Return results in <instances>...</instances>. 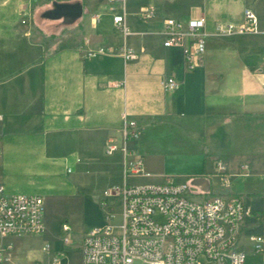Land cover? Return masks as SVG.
I'll use <instances>...</instances> for the list:
<instances>
[{
    "label": "crops",
    "instance_id": "0c3cea01",
    "mask_svg": "<svg viewBox=\"0 0 264 264\" xmlns=\"http://www.w3.org/2000/svg\"><path fill=\"white\" fill-rule=\"evenodd\" d=\"M50 2L0 0V184L6 193L26 195V177L36 173L69 171L74 182L83 172L119 174L122 154L108 156L106 148L122 143L126 115L139 133L162 129L173 149L194 154L191 163L205 171L183 182L194 198L244 199L251 215L237 249L263 263L251 237L264 233V0H126L133 32L126 40L113 23L121 11L105 0L65 1L59 3L84 6L76 28L50 38L22 34V14L43 15L57 1ZM146 7L156 13L148 21L139 15ZM247 10L258 19V34L217 36L219 25L243 26ZM168 18L206 19L207 50L194 71L186 69L181 47L163 46ZM123 44L138 53L137 60L125 63L118 54ZM165 78H174L178 88L166 90Z\"/></svg>",
    "mask_w": 264,
    "mask_h": 264
},
{
    "label": "built area",
    "instance_id": "2783aa9c",
    "mask_svg": "<svg viewBox=\"0 0 264 264\" xmlns=\"http://www.w3.org/2000/svg\"><path fill=\"white\" fill-rule=\"evenodd\" d=\"M105 1L126 3V0ZM113 23L125 40L133 34L127 20H113ZM205 24L206 20L164 21L163 46L181 47L186 69L190 72L201 66L207 50ZM258 33V20H245L240 27L232 24L217 27L218 37ZM98 53H104V49ZM118 54L125 63L138 58V53L126 44L119 48ZM95 55V52L91 54ZM162 86L173 91L178 88V83L174 78H165ZM2 120L0 115V122ZM123 120L122 143L109 144L106 154L112 156L121 152L124 183L104 191L106 198L120 203V212L115 213L108 207L110 211L104 215L106 224L83 237L81 264H247V254L237 249L245 220L251 215L244 199L215 196L199 200L193 197L194 191L188 183L170 179L159 184H128L131 176L143 172V162L134 158L129 148L130 141L137 137L138 123L126 115ZM1 152L0 135V155ZM247 169L243 167L242 171ZM219 170L223 185L227 187L229 180L224 166L220 165ZM44 211L42 197L8 195L5 186L0 184V264H4L7 251L12 248L11 243H4L7 238L38 236L45 232ZM259 218L264 223V210ZM62 232L64 242L69 243L71 227L64 224ZM251 241L254 253L264 256V233L252 236ZM44 250L50 251V246ZM64 252H56L50 264H61Z\"/></svg>",
    "mask_w": 264,
    "mask_h": 264
},
{
    "label": "rangeland",
    "instance_id": "374dc122",
    "mask_svg": "<svg viewBox=\"0 0 264 264\" xmlns=\"http://www.w3.org/2000/svg\"><path fill=\"white\" fill-rule=\"evenodd\" d=\"M50 8L53 7L50 5ZM19 21L22 34L24 31H31L46 38L56 37L62 31L76 28L79 22L67 26L62 20L52 21L42 18L41 11L23 13ZM84 22L85 26L90 25V14L85 13ZM139 131L140 128H137V137L130 141V146L134 147V157L143 160L144 173L131 176L127 181L128 184L161 183L165 179L183 183L205 173L204 167L200 168L191 163L193 159L191 155H194L192 152L187 151L183 154L173 149L171 145L173 138L164 134L162 129L148 131L146 134ZM100 159L107 161L109 158L101 156ZM93 171L96 169L94 168ZM123 171L124 167L119 174L113 173L111 178L110 174L83 172L79 174L76 182L69 171L53 172L47 176L36 173L26 177L28 182L25 188L28 193L24 194L40 196L45 200V232L38 236L7 238L4 243H11L12 248L7 251L8 258L4 264H50L58 251H65L64 256L61 257V264H81L82 238L92 229L106 224L104 215L110 211L108 207H112L115 213L120 212V203L113 198H106L104 191L124 183ZM144 175L146 177H143ZM218 184L219 179L214 178L213 188ZM103 203L106 206H103ZM157 219L162 220L159 216ZM116 220L118 221V218ZM64 224L71 227L70 242L67 244L63 240ZM46 246H50V251L44 250ZM255 261L250 257L247 264H254Z\"/></svg>",
    "mask_w": 264,
    "mask_h": 264
},
{
    "label": "water",
    "instance_id": "95a60500",
    "mask_svg": "<svg viewBox=\"0 0 264 264\" xmlns=\"http://www.w3.org/2000/svg\"><path fill=\"white\" fill-rule=\"evenodd\" d=\"M84 6L81 2L76 3H59L54 2L53 8L46 11L42 17L48 20L56 21L63 20L65 25H74L82 18Z\"/></svg>",
    "mask_w": 264,
    "mask_h": 264
},
{
    "label": "bare ground",
    "instance_id": "6f19581e",
    "mask_svg": "<svg viewBox=\"0 0 264 264\" xmlns=\"http://www.w3.org/2000/svg\"><path fill=\"white\" fill-rule=\"evenodd\" d=\"M108 4L111 5L112 7L116 8L117 10L121 11V14L114 16L113 20H127L126 19V15H127L126 3H108ZM139 15L143 20H150V19L155 17L156 13H155L154 8L146 7L140 11ZM166 20H176V19L168 18ZM198 20H206V19L201 18ZM245 20H258V19L253 12H251L250 10H247L245 12Z\"/></svg>",
    "mask_w": 264,
    "mask_h": 264
},
{
    "label": "trees",
    "instance_id": "16d2710c",
    "mask_svg": "<svg viewBox=\"0 0 264 264\" xmlns=\"http://www.w3.org/2000/svg\"><path fill=\"white\" fill-rule=\"evenodd\" d=\"M50 1H51V0H47V2L51 3Z\"/></svg>",
    "mask_w": 264,
    "mask_h": 264
}]
</instances>
